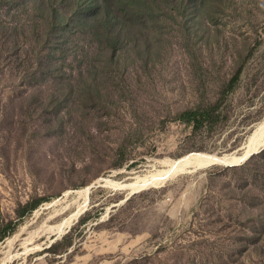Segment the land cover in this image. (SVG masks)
<instances>
[{
  "label": "rangeland",
  "instance_id": "rangeland-1",
  "mask_svg": "<svg viewBox=\"0 0 264 264\" xmlns=\"http://www.w3.org/2000/svg\"><path fill=\"white\" fill-rule=\"evenodd\" d=\"M109 3L0 0V264H264V148L129 196L98 182L247 141L264 0L143 5L114 52L83 16Z\"/></svg>",
  "mask_w": 264,
  "mask_h": 264
},
{
  "label": "bare ground",
  "instance_id": "bare-ground-1",
  "mask_svg": "<svg viewBox=\"0 0 264 264\" xmlns=\"http://www.w3.org/2000/svg\"><path fill=\"white\" fill-rule=\"evenodd\" d=\"M245 143L251 145H263L264 144V122L259 124L257 128L253 130L250 134L249 138ZM219 158L217 154L214 153H206V152H192L183 155L177 160H162L160 164L164 166V168L157 170L155 173L149 175H139L136 174L134 177L129 178L124 181H116L112 178H99L98 182L103 183V185L115 189L124 190L128 193L136 192L140 188L157 186L161 185L165 180L171 177L174 173L182 170H194L197 168L203 167L208 162H213V164L225 165V162L219 163ZM231 160L238 161L239 157H233ZM89 189V186L76 190L74 194H82ZM87 197V196H86ZM84 206L77 207L74 212L69 216V219L76 218L83 211ZM67 219V218H66ZM69 223V220H63L60 224H58L54 229H50L52 231L56 230V235H60L66 224ZM66 225V226H65Z\"/></svg>",
  "mask_w": 264,
  "mask_h": 264
},
{
  "label": "trees",
  "instance_id": "trees-1",
  "mask_svg": "<svg viewBox=\"0 0 264 264\" xmlns=\"http://www.w3.org/2000/svg\"><path fill=\"white\" fill-rule=\"evenodd\" d=\"M45 0H41L42 5H44ZM167 1V0H166ZM158 0H111V3L102 7L98 5L97 7H89L86 9L83 16L85 22H91L94 29L97 30L98 34L110 44L111 50L114 52L117 50V44L121 40V36L124 33L131 34L134 41L138 40L135 38L138 32L142 31L138 22L133 23V19L137 15L142 14V6L151 8L153 4L156 7H159ZM46 10V7H43ZM49 16L50 17H59L57 9L48 5ZM139 28H138V27ZM137 32V33H136ZM144 36L145 34H141ZM143 44L145 46H151L150 40ZM136 43V42H135Z\"/></svg>",
  "mask_w": 264,
  "mask_h": 264
},
{
  "label": "water",
  "instance_id": "water-1",
  "mask_svg": "<svg viewBox=\"0 0 264 264\" xmlns=\"http://www.w3.org/2000/svg\"><path fill=\"white\" fill-rule=\"evenodd\" d=\"M262 148H264V144L251 145L248 143H243L242 146L237 151L232 153H221L219 155L217 154V157L219 158L218 160L219 163L225 162V165L233 166V165L241 164L243 161L247 160L252 154L260 151ZM235 156L239 157L238 161L231 160ZM212 163L213 162H208L204 166ZM132 193H128L127 196H129Z\"/></svg>",
  "mask_w": 264,
  "mask_h": 264
}]
</instances>
